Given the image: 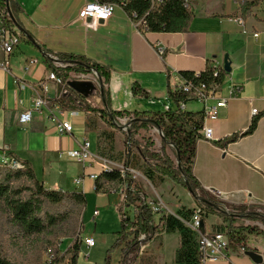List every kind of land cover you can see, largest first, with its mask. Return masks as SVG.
<instances>
[{
	"label": "crops",
	"instance_id": "1",
	"mask_svg": "<svg viewBox=\"0 0 264 264\" xmlns=\"http://www.w3.org/2000/svg\"><path fill=\"white\" fill-rule=\"evenodd\" d=\"M88 1L11 0L14 8L11 24L21 32V37L8 56L0 50V154L29 163L33 171L38 166L42 172L35 175L50 190L70 191L71 185V191L85 195L96 192L95 179L90 175L104 170L127 169L138 178L139 170L147 166L137 149L133 158L132 152L128 153L127 167L124 166L125 152L111 149L112 142L115 146L116 142L121 145L120 130L124 129L120 123L124 119L129 121L134 112L173 111L170 91L177 83L176 73H200L223 64L221 59L228 55L231 71L223 75L220 91L227 97L230 87L232 93L225 106L219 108L217 118L206 121L213 130V141L196 140L192 172L201 187L223 203L264 210V0H188L193 18L184 32H142L121 7H115L112 16L96 30H86L78 11ZM242 2L245 4L241 5ZM237 18H242L244 23L239 24ZM62 53L80 55L105 67L107 80L97 74L98 82L103 85V97L98 89L94 104L106 111L126 113L116 117L117 126L108 118L107 123L102 121L96 111L80 108H77L79 115L71 117L74 128L69 135L58 133L44 110L34 111L28 122H19L20 113L31 105L32 87L43 91L48 107L58 102L65 109H73L57 101L63 93L62 84L47 79L52 70L46 59L56 66L53 58L58 59ZM91 72L87 75L92 76ZM193 103L196 102H187V111L202 109L201 104L199 109L189 108ZM252 109L258 114H252ZM256 117L258 121L252 133L227 142L231 135L246 130ZM146 131L139 129L135 137L143 136ZM100 135L104 140L98 149ZM83 139L90 141L95 155L94 161L84 166L63 155ZM75 179L81 181L76 183ZM167 179L151 173L148 180L155 188L163 183L174 190H183ZM118 189L97 193L119 194V207L123 204L124 186L118 185ZM203 231H207L204 224ZM168 233L176 234L177 246L171 257L175 259L180 235L165 230L160 235ZM247 246L246 249L229 248L226 257L206 264H264V259L262 263H255L245 253L254 250L263 256L262 236L248 235ZM119 259L117 249L113 264ZM76 264H95V261L86 259L80 251Z\"/></svg>",
	"mask_w": 264,
	"mask_h": 264
},
{
	"label": "trees",
	"instance_id": "2",
	"mask_svg": "<svg viewBox=\"0 0 264 264\" xmlns=\"http://www.w3.org/2000/svg\"><path fill=\"white\" fill-rule=\"evenodd\" d=\"M118 1V0H107ZM191 1V0H189ZM245 3L242 2L241 5ZM5 6L13 19L14 8L11 0H0V6ZM123 9L130 15L135 14V18L142 19L139 26L142 32H184L187 31L193 18L188 0H162L159 6L150 9L149 0H127L123 5ZM58 59L66 65L54 66L50 59H46L51 70L54 72L57 80L64 85L65 89L62 93L61 102H64L68 108H83L85 110H93L101 118H108L117 124L116 117L123 116L122 111H106V109H98L93 107L89 97L79 95L66 82L70 72L90 73L95 71L98 76L107 80L108 75L105 67L97 62L89 61L80 55L62 53ZM226 74V71L223 70ZM182 75L195 80H209L210 68L200 72L198 77L193 76V72L182 71ZM62 85L60 87H62ZM92 104V105H91ZM105 106L108 107L105 98ZM264 115V113L262 114ZM202 111L186 110L185 112H175L166 110L160 112H134L133 117L129 119L130 124L128 131V142L131 146H135L144 162L148 165V172L164 176L176 184L189 190L198 203V206L211 213H217L223 218L227 224V236L229 248L242 247L247 248V235H261L264 242V212H257L254 207L238 205L235 211H226L223 207V201L212 197L208 191L203 189L192 172V163L195 155V143L200 138L199 130L202 127ZM258 117L253 118L246 130L239 134H233L227 142H233L241 136H245L254 131ZM117 126V125H116ZM149 126L156 127L161 132L162 147L158 152L152 149L154 141L147 139L144 144L140 143L135 134L139 129H147ZM168 144L172 147L177 164L167 155L164 146ZM129 154L125 152L124 166H128L127 159ZM23 169H9L7 167L0 168V204L4 206L10 220L17 225L20 230L26 234L42 233L48 225V222L41 216V201L46 200L52 203H59L67 198H71L84 207L86 203L85 194L75 191L50 190L44 187L35 177V173L31 165L22 161ZM26 179L32 185L15 184L16 180ZM116 183L124 186L123 204L117 209L121 215V230L117 231L115 241L110 249L107 250L106 258L102 263L96 264H113L110 258V252L119 249L120 259L116 264H136V260L143 244L152 240V238L161 233L163 230L172 231L177 225L176 220L165 215L162 210L153 211L150 202L143 193L139 183L125 169L120 170H104L97 175L94 181V189L96 192L103 191L104 184ZM231 208V207H230ZM232 208V209H233ZM129 210L131 215L126 214ZM158 216V220L155 217ZM238 218L247 220H257L263 225V229L250 225L235 226ZM53 219H49V224H53ZM82 230V222L80 226ZM183 231L180 233V246L176 252L177 261H187L188 264H196V240L192 238V232ZM79 233V237L81 234ZM82 246L81 239H73L68 248L61 252L56 251L54 263L76 264L77 258ZM264 259V250H263ZM0 264H20L0 253Z\"/></svg>",
	"mask_w": 264,
	"mask_h": 264
},
{
	"label": "rangeland",
	"instance_id": "3",
	"mask_svg": "<svg viewBox=\"0 0 264 264\" xmlns=\"http://www.w3.org/2000/svg\"><path fill=\"white\" fill-rule=\"evenodd\" d=\"M221 63H223L222 59ZM75 74L76 72H70L68 80L75 79ZM89 77V79L93 81V83L97 87L96 91L92 96L89 97V99L93 104V107L97 108L94 104V96H96L98 93V78L95 76ZM61 88L62 90H64V85H62ZM189 108L199 109L200 104L193 103L192 105H189ZM101 120L106 122L105 118H101ZM124 123L127 124L130 123V121H128V119H124L120 124L123 126ZM127 129L120 130V133H122L119 140V143H121L120 146L117 142L116 146L112 142L111 149L113 152L116 148L118 149V151L119 149H121V153L122 151H127V145L129 143L126 136V133H128ZM146 130L147 131L145 133L143 132V136L138 135L137 138H135L142 144H144L147 139H152L154 141V146L152 147V149L160 152L162 147L161 135L159 133L160 130L156 127L152 129V131H148V129ZM102 136L103 135H100V137L98 136V149H100L101 144L104 140ZM164 150L167 155L173 160V162L177 164L176 156L172 147L166 144L164 146ZM131 152L132 158L135 157V146H131ZM146 166L147 167H144V169H137L141 172V176H139L138 178H134L139 183L143 193L149 200L150 205L162 210L165 215L172 217L174 221L176 220L177 225H179L180 228L177 226L172 231L178 232L179 235L183 231L190 233L189 231L191 230L188 227V223L190 222V219L196 207H198L197 201L188 191V189L182 186L181 187L183 190L180 191L174 190L173 188H170L163 183H161L156 188L155 186H152V184L148 180L151 173L147 170V164ZM41 172L42 171L38 166L35 167L34 173L36 175H40ZM36 175V179L44 187L50 189L49 186L45 185ZM69 175H72V172H70ZM167 181L170 182L169 179H167ZM15 184L27 186L32 185L24 178L16 180ZM68 188V190L71 191L72 186L69 185ZM111 189H118V185L116 183L104 184L102 190L109 193ZM209 194L212 197L218 199L216 196H214V194H211L210 192ZM85 198L86 203L84 207L71 198H67L59 203H52L46 200H42L41 216L46 222H48V225L42 233L32 235L22 232L17 225H14L10 220L8 212L6 211L4 206L0 204V253L3 256L20 264L54 263L55 256L53 255H56V251H60L61 253L68 248L73 239H81L82 242V238L85 237L83 235L90 234L94 238V246L87 247L85 245L83 246L82 244L80 251L83 252V254L86 256V259L95 261V264L102 263L106 258L107 250L110 249L113 242L115 241L117 235L116 232L121 230L122 228L121 215L117 209L119 204V194L112 193L101 196L97 192H90L85 195ZM224 205L227 208L231 207L230 209L235 211V208H233L235 207V205L229 203H225ZM93 210H97L98 214H93ZM254 210L257 212H264V210H257L255 208ZM126 214H128L129 216L131 215L129 210H126ZM213 214H215V216ZM212 217H214V220H211ZM51 218L54 221L53 224H49V219ZM155 220H158V216L155 217ZM81 222L82 230L80 233ZM204 225L207 231L209 230L210 226V229L212 230L220 229L221 227V230L227 232L226 222L217 213H211L205 210ZM234 225H250L263 229V225L261 223L256 222L255 224L251 225L249 224V222H247V219L244 218H238ZM162 232H164V230ZM79 233L81 234V237H79ZM191 235L192 238H195L196 240V234L192 232ZM175 237L176 234L172 233L165 234V236L163 237L162 235H160V233L156 234V236H154L155 239L152 240L150 244H143L144 246L141 247L140 254L138 256V259L136 260V264H170L172 260L173 264H188L187 261H177L176 257L175 259H171V257L173 256L174 248L177 246ZM177 250L178 249H176V252ZM116 252L117 250H113L110 252L112 263L113 259L115 258ZM56 264H68V261Z\"/></svg>",
	"mask_w": 264,
	"mask_h": 264
},
{
	"label": "built area",
	"instance_id": "4",
	"mask_svg": "<svg viewBox=\"0 0 264 264\" xmlns=\"http://www.w3.org/2000/svg\"><path fill=\"white\" fill-rule=\"evenodd\" d=\"M127 0L118 1H107V0H90L86 2L78 11V18L82 21V24L86 30H96L98 26L107 21L113 14L115 7L123 8V5ZM162 0H149L150 9L159 6ZM130 16V15H129ZM133 13L130 16L133 24L139 27L142 24V19L135 18ZM10 13L7 8L3 5L0 6V50L4 56H8L12 52L21 37V32L11 24ZM239 24H243L242 18L236 19ZM245 32V30H243ZM256 37L257 33H253ZM53 63L56 66H63V64L56 58H53ZM4 66V64L2 65ZM223 64H216L210 68V79L209 80H195L187 78L177 72V83L170 91V96L174 102L175 112H185L187 102L193 101L202 105V127L199 130L200 138L213 141V130L211 127L206 125L207 120H213L217 118L219 108L225 106L227 99L232 93V89L228 88L227 97L221 94V80L223 78ZM92 76L97 77L95 71L91 72ZM200 73H193L194 77H198ZM75 79L78 80H90L89 74L76 73ZM48 80H52L58 83V80L53 71L48 76ZM45 91V84L41 85ZM33 96L31 98V105L24 109L19 115V122H28L31 119L32 113L37 110H44L51 123L56 128L57 132L62 135H69L73 133V124L71 121L72 116L79 115L78 109H65L58 102L52 107H48L47 100L43 95V91L39 88L32 87ZM62 96L57 97V101H61ZM252 114H258L256 109L251 110ZM130 123H124L123 129L126 130ZM63 155L82 166L85 164H91L94 161L95 155L91 151L90 141L83 139L76 148H70L63 152ZM7 167L9 169L17 170L23 169V162L8 154H0V168ZM91 178L96 179V174H91ZM80 179H75L76 183H79ZM226 211H230L223 205ZM153 211H157L154 207ZM98 212L95 211L94 214ZM205 210L201 207H196L188 227L191 231L196 233V264H206L209 260H217L226 257V250L229 243L227 232L220 229H209V231H201V222L204 221ZM82 242L87 246L94 245V238L85 236L82 238Z\"/></svg>",
	"mask_w": 264,
	"mask_h": 264
},
{
	"label": "water",
	"instance_id": "5",
	"mask_svg": "<svg viewBox=\"0 0 264 264\" xmlns=\"http://www.w3.org/2000/svg\"><path fill=\"white\" fill-rule=\"evenodd\" d=\"M223 69L226 72H230L231 71L230 61H229L228 55H225L224 56V59H223ZM98 83H99V87H98L99 93L103 97V85H102V82L99 81ZM66 84L72 90H74L76 93H78L79 95H82L84 97L92 96L94 94V92L96 91V89H97L96 85L91 80L70 79V80H67ZM159 133H160V135H162L160 131H159ZM127 151H128V153L131 152V146H130L129 143L127 145ZM186 184H187V189L190 192L189 185H188L187 182H186ZM203 224H204V222L202 221L201 222V231L202 232H203ZM245 253L255 263H262V261H263L262 254L254 251V250H247Z\"/></svg>",
	"mask_w": 264,
	"mask_h": 264
}]
</instances>
